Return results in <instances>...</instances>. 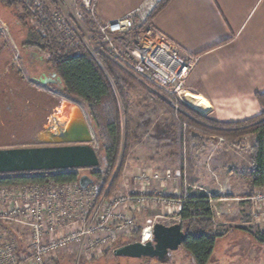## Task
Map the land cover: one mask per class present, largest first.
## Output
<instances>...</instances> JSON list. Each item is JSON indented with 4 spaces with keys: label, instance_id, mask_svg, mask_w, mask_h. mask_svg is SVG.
Segmentation results:
<instances>
[{
    "label": "rangeland",
    "instance_id": "obj_1",
    "mask_svg": "<svg viewBox=\"0 0 264 264\" xmlns=\"http://www.w3.org/2000/svg\"><path fill=\"white\" fill-rule=\"evenodd\" d=\"M57 1L54 0L55 6L50 8L62 10L63 13L65 11L66 15L79 6L78 0ZM25 2L33 7L28 0ZM20 7L19 4L7 7L0 0V149L37 146L34 143L37 132L52 121L56 113H60L61 103L66 101L50 85H42L41 78L51 75L46 63L47 56L37 49L23 46L29 27L37 30L41 25L37 20H21ZM123 73L130 79L126 86L131 105L130 143L126 147L127 151L122 144L107 185L103 187L102 181L93 183L92 190L96 192L95 197L92 195L94 202H88L87 205H96L103 197L131 199L129 203L121 204L120 212L132 217L133 225L127 234L117 239L105 256L100 254L88 259L82 254L79 256L76 248H69L53 254L48 260L49 264H194L189 252L182 246L168 252L162 259H132L120 257L116 252L123 245L141 241L144 229L151 228L155 223L180 225L178 213L185 198L195 192L205 193L200 182L203 177H196L197 169L202 171L204 168L213 185L217 184L216 173L222 171V174H228L231 169L240 170L239 176L231 179L232 185L236 186V196L240 198L228 202L230 205H214L215 208H212V222L218 237L208 264H264V242L258 238L264 234V223L258 225L251 221L250 204L243 200L246 198L243 195L248 194L244 185L247 184L245 171L250 166L251 138L245 136L239 140L219 134L205 135L202 129L190 127L187 121L202 125L203 121L197 119L195 114L207 116L203 115L200 108H194L191 102L188 105L177 102V111L174 108L175 99L152 88L147 82L135 80ZM55 85L61 87L60 81L55 82ZM191 97L198 100L193 95ZM160 101H164L167 106ZM76 104L84 112L93 135L91 146L99 158L97 167L77 169V172L79 177L84 174L91 176L93 171H103L100 151L103 140L86 105ZM180 105L193 110L184 112L183 116L187 120L175 119V112H179ZM189 128L202 133L205 145L203 151L196 153L195 170L190 175L186 165L188 143L184 140ZM178 135L182 136L180 148L176 144ZM177 149H181L182 153L180 164L176 162ZM238 153L243 155L237 156ZM209 154L223 155L226 160L209 166L208 162H203V157ZM246 156L249 157V163ZM32 187L0 188V196L9 194L10 201L23 205L24 195ZM54 187L55 184L48 183L40 189L49 192L55 190ZM220 206L223 207L221 211ZM28 235L29 231L25 227L0 223V237L5 236L6 240L13 241L16 255L23 264H30L26 242Z\"/></svg>",
    "mask_w": 264,
    "mask_h": 264
},
{
    "label": "built area",
    "instance_id": "obj_2",
    "mask_svg": "<svg viewBox=\"0 0 264 264\" xmlns=\"http://www.w3.org/2000/svg\"><path fill=\"white\" fill-rule=\"evenodd\" d=\"M78 2V8L67 15L62 10L51 13L54 37L59 44L73 50L77 41H81L92 53L102 54L135 80H143L175 99V110L178 111L177 102L189 104L192 99L187 97L186 80L198 57L184 51L152 24L145 25L154 7L152 0L108 22L98 17L97 0ZM28 8L37 23L48 18L44 10ZM44 185H31L34 187L24 195L23 205L10 201L9 194L0 196V223L17 224L29 231L26 242L30 264H49L53 254L69 248H76L79 256L93 258L110 249L133 225L132 217L120 212L121 204L131 199L103 197L96 205H87L94 202L93 184L86 189L80 188L78 181L55 184V190L49 192L40 189ZM243 200L250 204L251 221L264 223V188ZM146 229H150L151 240L153 225ZM3 239L6 237H0V264H23L13 241Z\"/></svg>",
    "mask_w": 264,
    "mask_h": 264
},
{
    "label": "trees",
    "instance_id": "obj_3",
    "mask_svg": "<svg viewBox=\"0 0 264 264\" xmlns=\"http://www.w3.org/2000/svg\"><path fill=\"white\" fill-rule=\"evenodd\" d=\"M53 1L28 0L30 5L48 13V18L40 23L42 28L36 30L29 27L27 40L23 46L45 53L46 63L50 69L49 73H54L59 78L61 87L55 84L47 85H50L58 96L74 103L79 102L86 105L90 118L103 140L100 149L104 163L103 171H93L90 177L94 183L102 181L103 187H105L115 168L122 144L123 149L126 150L130 143L131 117L129 113L131 105L129 94L126 91L130 79L110 60L102 54L92 53L81 41H77L73 50H69L68 46L57 42L54 37V25L50 18L51 13L55 11L51 9L55 6ZM169 1L160 0L149 13L145 25H151L153 17ZM1 2L7 7H15L19 4L21 20L25 22L36 20L35 15L29 10L28 4L23 0H1ZM18 74L22 78L21 73L18 72ZM255 97L261 108V113L237 122H218L195 114L197 119L203 121V124H198V126L183 116L185 111L193 112L192 109L180 105L179 112H175V119L187 120L190 127L195 126L202 129L205 135L219 134L231 139L239 138V140L245 136L253 137L250 147V167L245 171L248 190L246 197L251 196L255 189L264 188V92L257 93ZM159 103L167 106L164 101ZM189 129L184 139L188 143L186 156L188 175L194 173L196 153L205 148L202 133ZM176 140L177 147L180 148L182 136L178 135ZM176 162L179 164L182 162L181 149H177ZM78 179L77 170L8 173L0 174V187L47 183L67 184L77 182ZM210 202L211 197L206 193L195 192L185 198L178 213L181 220L180 227L186 235L181 246L189 252L194 264H208L218 237L212 222L214 213ZM258 238L264 242V234ZM110 250H106L101 256H105Z\"/></svg>",
    "mask_w": 264,
    "mask_h": 264
},
{
    "label": "crops",
    "instance_id": "obj_4",
    "mask_svg": "<svg viewBox=\"0 0 264 264\" xmlns=\"http://www.w3.org/2000/svg\"><path fill=\"white\" fill-rule=\"evenodd\" d=\"M144 1L97 0L96 12L100 20L113 21ZM159 1L152 0L154 7ZM151 24L198 57L186 89L199 100L204 116L218 122H237L261 113L255 95L264 92V0H170ZM249 138L252 143L253 137ZM221 160L226 159L220 154L203 157L209 166ZM197 171L212 208L240 198L231 182L240 170L216 173L218 187L205 168ZM244 187L247 190V184Z\"/></svg>",
    "mask_w": 264,
    "mask_h": 264
},
{
    "label": "water",
    "instance_id": "obj_5",
    "mask_svg": "<svg viewBox=\"0 0 264 264\" xmlns=\"http://www.w3.org/2000/svg\"><path fill=\"white\" fill-rule=\"evenodd\" d=\"M59 78L51 73L41 78L42 84H55ZM55 115L58 120L43 126L37 132L34 147L0 149V174L91 169L99 165V158L91 146L93 135L84 112L76 103L66 100ZM94 183L84 174L78 185L86 189ZM186 235L179 224L166 226L155 223L152 239L133 242L117 249L120 257L132 259H162L168 252L177 250Z\"/></svg>",
    "mask_w": 264,
    "mask_h": 264
},
{
    "label": "bare ground",
    "instance_id": "obj_6",
    "mask_svg": "<svg viewBox=\"0 0 264 264\" xmlns=\"http://www.w3.org/2000/svg\"><path fill=\"white\" fill-rule=\"evenodd\" d=\"M187 97H189L190 99L189 100H191L190 102H191V105L194 107V108H200L201 109V111H202V106L200 105V102L198 101V100H196V99H194L193 97H191V95H189L188 93H187ZM193 100H195V102L193 101ZM60 108H63V104L60 106ZM58 118H59V116H57V115H55V117H54V119L52 120V122H54L55 120H58ZM55 123V122H54ZM150 240V229H146V231L144 232V241L145 242H147V241H149Z\"/></svg>",
    "mask_w": 264,
    "mask_h": 264
}]
</instances>
